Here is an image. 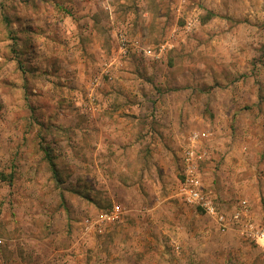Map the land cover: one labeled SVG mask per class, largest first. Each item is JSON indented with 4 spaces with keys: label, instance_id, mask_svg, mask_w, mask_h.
I'll list each match as a JSON object with an SVG mask.
<instances>
[{
    "label": "rangeland",
    "instance_id": "rangeland-1",
    "mask_svg": "<svg viewBox=\"0 0 264 264\" xmlns=\"http://www.w3.org/2000/svg\"><path fill=\"white\" fill-rule=\"evenodd\" d=\"M121 34L136 50L119 53ZM111 62L129 67L130 90L193 95L198 117L176 122L213 133L205 192L227 211L246 200L264 224V0H0V264L221 263L177 241L179 210L202 213L171 196L178 151L150 153V120L98 114L126 93L116 75L91 102L92 79ZM161 131L168 139L170 126ZM127 135L140 148L120 144ZM114 205L119 222L87 230L86 218ZM233 253L225 264L244 263Z\"/></svg>",
    "mask_w": 264,
    "mask_h": 264
},
{
    "label": "crops",
    "instance_id": "crops-1",
    "mask_svg": "<svg viewBox=\"0 0 264 264\" xmlns=\"http://www.w3.org/2000/svg\"><path fill=\"white\" fill-rule=\"evenodd\" d=\"M145 15H149V12L145 13ZM135 46H136V44H135ZM133 49L136 50L135 48H133ZM106 64H109V63H106ZM113 64H114V62H111V65L109 66V71L111 72V76L113 78V75H116L115 79L118 77V79H119L118 81H121L120 86L122 87L123 90L126 91V93L122 94L119 97L116 96V99H110L109 100L110 103H109V101H107L106 106L108 105L110 108H112V109H109L110 112H107L103 109H102V111H100L98 109V114H100V113H102V115L106 114V118L109 116V118H113V119L117 118L118 116L119 117L122 116V118H127L129 116L130 117L134 116L136 118L141 117V119H143L142 121L144 122V124H145V122H149V120H150V122H154V123H152L153 127H150V125H149L147 131L145 132V138L148 140H151V146L149 145L150 153L152 154V152L155 151L156 149H162L163 147L168 145L169 148H172V149L178 151L179 160H180V164H181V156L183 153L182 151H183V148L185 147V145L187 143L186 142L187 139H186V141H184L186 136L188 137L193 132L205 131V130L202 131V130L195 129V130H191L189 133H184V131H182L180 126H179L180 123L176 122L179 119V117L181 116V114L184 118H185V116H188V118H192L194 115H196V117H198V115H199L198 111L194 115L192 112L191 104L195 101L194 98H191V96H193V95H191L190 93H187V92H185L184 94L183 93L182 94H175L174 93L171 95H167V96H169V99H167V96H163L162 99H158L159 96H157V97L153 96L152 97V95H150L148 93L146 95L145 93H139L136 90H130L126 85L127 77L132 75L130 73H127V70H129V67H122L120 70V66L118 64L115 66V68H112ZM115 71H117V72L115 73ZM174 79L176 80V77H174ZM133 89H134V87H133ZM135 98H138V101H140L139 104H136L134 102ZM149 98H153L154 101H157V104L155 105L157 110L154 109L153 106H150L149 107L150 109L146 108V104L149 103ZM111 102H116V103H114L115 104L114 105V104H111ZM113 107H115L114 111H113ZM161 108H163V109H161ZM170 120H173V121H171L172 124L169 122ZM121 124H123V123H121ZM116 125L117 124H113V126H116ZM163 126H165V127H163ZM167 126H170L171 133H170V135H168V139L165 138L161 141L157 132L162 134L161 129H165ZM185 126H186V123H184V125H182L181 127H185ZM155 131H157V132H155ZM135 132H137V131H135ZM206 132L210 133V136H211V138L209 137V139H207L206 141L203 142L204 148L207 150L205 142H209L210 140L212 141L213 133L211 131H206ZM134 134L136 135L137 133H134ZM152 134H154V137H151ZM141 136L143 137V134ZM119 139L122 140V143H120V144H130L132 146H135V148H140V145L136 146L140 140H136V139L131 140V137L128 135L125 137V139H123V138H119ZM180 151H181V153H180ZM208 162H211V155L209 153L207 155L206 160L201 164L202 180H203L204 186H205V182L206 181L208 182L209 180H208L207 176L204 175L206 168L204 169L203 166H205ZM240 162H243V160H240ZM240 162H236L235 166H242V163H240ZM181 168H182V166H181ZM180 179H181V177H180ZM180 182H181V180H179V183ZM178 188H179V186H178ZM171 196L172 197L175 196V198L181 202V200L178 196V189L173 191ZM241 201L242 202L239 201L238 205H236L230 211H227L224 208H222V209L224 211L228 212V214H230L234 209L241 206L240 205L241 203L247 202L246 200H244V201L241 200ZM217 203L221 207V203L220 202H217ZM250 205L254 206V204L252 205V203H250ZM156 211L157 210L154 208L152 210V213L155 214ZM251 211H252V216H253L254 220L257 223H261L262 225H264L262 223V221H260V218L258 219L256 217V215H254V210L251 209ZM189 212H190V214L194 213L195 216L197 215L198 218L202 219V222H200V224H198L197 223L198 220L194 219L193 216L191 217ZM196 213L197 212H195L193 210L189 211V210L183 209V208L179 210L180 221L182 220L181 222H183V223H180V229L178 228L180 231H178L177 227L175 226V229L178 231L177 232L178 234H176L177 237L175 235L174 236L177 238L178 242L181 241V244H182L181 246L183 248H185L186 253L190 252V255L192 254V257L194 255H196V258H197L198 255L195 254V252L201 254L202 247L205 246L208 251L213 252L212 254L214 256L215 255L219 256V262H221L220 264H225L224 257H221V255L224 254V251L234 252L233 258H236V256H239V255H237V253H238L239 248H241V250H243L245 252L244 256L247 257L246 260L244 259L245 261L242 264H256L257 260L261 261V258L259 257V255H260L259 250H260V252H262L261 248L254 247L253 243L251 245V242H248L245 239H243L233 229H227L226 231H222L219 228V226L217 227L218 228L217 229L215 227V225H212V226L208 225V223L205 221L209 220L210 216L206 215V214L203 215L202 214L203 212L197 213V214ZM212 223L214 224L213 221H212ZM172 225H175V224L172 223ZM172 225L170 227H173ZM185 226H188V227H185ZM191 227L192 228L194 227L195 229L192 230ZM214 228L216 231L218 230V234H219V232L221 233L220 238L214 239V234H213ZM198 234H199V236L196 237V235H198ZM185 238H188V241L187 240L184 241ZM212 238L215 240L213 243H212ZM175 246L177 249L178 248L179 249L181 248V250L183 249L180 245H175ZM185 246H188V247L186 248ZM195 247H197V248H195ZM261 255H262V260H263L261 262L263 264V262H264L263 252ZM232 262H236L237 264H241L234 259L232 260Z\"/></svg>",
    "mask_w": 264,
    "mask_h": 264
},
{
    "label": "built area",
    "instance_id": "built-area-1",
    "mask_svg": "<svg viewBox=\"0 0 264 264\" xmlns=\"http://www.w3.org/2000/svg\"><path fill=\"white\" fill-rule=\"evenodd\" d=\"M119 53L126 55L129 49L135 47V42L130 43L125 34L119 35ZM103 76L112 79L109 64H105L101 76L92 79L91 102L96 100L94 91L100 84ZM210 133L193 132L187 137V143L181 156V182L178 188V196L185 205L195 207L206 215L213 217L222 231L233 229L239 236L262 249L264 254V225L257 223L248 203L234 209L230 214L222 211L220 205L204 190L201 164L206 160L208 152L204 148V141L209 139ZM120 205H114L111 209L101 213L98 218H86L87 230L96 229L103 232L104 225L108 226L118 222L122 218ZM264 257V256H263Z\"/></svg>",
    "mask_w": 264,
    "mask_h": 264
},
{
    "label": "trees",
    "instance_id": "trees-1",
    "mask_svg": "<svg viewBox=\"0 0 264 264\" xmlns=\"http://www.w3.org/2000/svg\"><path fill=\"white\" fill-rule=\"evenodd\" d=\"M51 167H52V169H53V171H54V174L56 175V169H55V166H54L53 163H51Z\"/></svg>",
    "mask_w": 264,
    "mask_h": 264
}]
</instances>
